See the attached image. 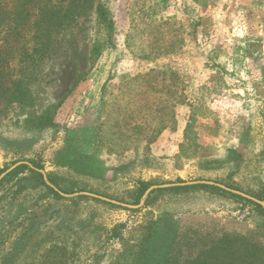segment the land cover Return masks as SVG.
Instances as JSON below:
<instances>
[{"label": "rangeland", "instance_id": "obj_1", "mask_svg": "<svg viewBox=\"0 0 264 264\" xmlns=\"http://www.w3.org/2000/svg\"><path fill=\"white\" fill-rule=\"evenodd\" d=\"M160 22L155 32L150 24ZM159 42L172 50L143 51ZM150 69L177 74V102L160 83L125 87ZM162 105L175 122L144 150L141 137ZM115 119L145 131L108 152L97 129L108 136ZM18 161L38 164L64 193L130 204L141 181L211 180L257 197L264 0H0V174ZM28 174L0 184V264H130L128 251L154 223L171 232L175 264H234L250 260L251 245L264 249V214L228 193L158 190L127 209L55 198L36 181H20Z\"/></svg>", "mask_w": 264, "mask_h": 264}, {"label": "trees", "instance_id": "obj_2", "mask_svg": "<svg viewBox=\"0 0 264 264\" xmlns=\"http://www.w3.org/2000/svg\"><path fill=\"white\" fill-rule=\"evenodd\" d=\"M99 10V15L102 16L103 18H106L107 22H106V26H111V20H109L107 17H105V10L103 8H98ZM163 23H151L150 26L151 28L156 32V30L158 31V29L160 28V26ZM149 26V27H150ZM132 36V33H129L127 35V43L126 45L129 46V40L130 37ZM108 40H110V38H108ZM172 44L170 42H159L157 44V47L154 46H148L146 47L143 51L144 52H148L147 54H154L156 56H161V55H165L166 52L171 51L172 49ZM156 83H160L163 85V87H165V93L168 94V96L170 98H168L167 100H171L172 98H174V100L176 101L177 95V89H176V84L178 83V76L174 71H165V70H161V69H150L148 72L146 73H140L137 75H134L131 79H129V81H127V83H125V87L127 88H133L135 87V85H140V86H145V87H153L155 86ZM4 93H2L3 95ZM10 95H14V93H11ZM16 96V95H15ZM183 100L181 97H178V101ZM177 102V101H176ZM168 104V103H167ZM158 107V106H157ZM157 107L153 110L154 114L158 113L157 116V125L155 127H153V129H148V131H150V133L145 132L143 137H141L145 142L143 144V149L146 150L149 148L150 144L153 143V141L156 139V137L158 136V134L165 128L172 126V124L175 122L174 119V115H173V109L171 110V106L169 105H162L161 107ZM124 110V108H123ZM122 110V111H123ZM126 111V110H124ZM125 117V116H123ZM114 126L118 125L119 120L115 119L114 120ZM134 122V121H133ZM102 125H104L106 122L102 121ZM129 124H134L130 121ZM127 122L124 123H119V126H127V128H123V127H119V129L113 130V125H108L109 129H112L109 132V135L106 136L104 133L106 132L104 129L102 130L99 126L97 129V132L99 134L98 138H99V143L105 147V149L110 152L112 150V148L114 146H118L121 145V142L124 141H128L130 139V137L133 138V136H138L139 132H141L143 130V125L141 124H136L131 126L129 125ZM123 128V129H122ZM146 129V128H145ZM128 130H130V133L128 132ZM105 131V132H104ZM145 131V130H143ZM139 138V137H137ZM183 145H181L182 147ZM34 164V163H33ZM35 165V164H34ZM39 165H35V167H38ZM27 169L29 174L28 175H22L19 179L20 181H36L38 184L42 185L45 190L46 193H48L49 195L55 197V198H61V196L55 192L51 187L47 186L45 184V182L43 181L42 175L31 169L28 168L26 165H21L19 167H17L12 173H10L9 175H7V177H5L4 179L8 178L10 175H12L13 173H21L23 172V170ZM48 178L50 181H52L50 179V175L48 174ZM3 179V180H4ZM0 181V184L2 183V181ZM56 183V182H55ZM147 184L144 183L143 181H141L138 186L136 187V189L133 192V203H138L142 194L144 193V191L147 188ZM187 188H197V189H207V190H211V191H218V192H222V193H228L230 196H234V197H238L239 199H243L246 201H249L245 198H242L234 193L228 192L226 190H223L219 187L216 186H209V185H205V184H193V185H187V186H172V187H167V188H158V189H154L152 190L148 196L150 194H152L154 191H158V190H176V189H187ZM65 190V189H63ZM67 190V189H66ZM65 190V191H66ZM148 196L146 198V201L148 200ZM257 198L261 199L264 201V184L261 186L260 191L257 193ZM86 197V196H85ZM91 198V197H90ZM98 201H101L99 199L96 198H92ZM103 203L112 205V206H116L114 204H111L109 202H105V201H101ZM255 209L257 211H259L260 213L264 214V209L261 208L260 205L250 201ZM118 207V206H116ZM171 232L169 231H159L158 227L154 224L146 226V231L142 237V239L138 242L137 246H136V250L134 252H130V250L128 251L129 254L132 256L131 262L130 264H175V261L171 260L170 256H169V248L168 244L169 243V238L171 237V235H169ZM223 243L227 244L228 238L227 236L224 237V239L222 240ZM215 249H219V247H215ZM248 252V257L250 258L249 261H246L245 259H238L237 263L234 264H264V249L258 248L255 245H251L250 247L247 248L246 253ZM49 255V253L47 254ZM122 256V260L126 259L127 252L121 254ZM239 256L242 258L244 256L243 253H240ZM58 264V262H57ZM113 264H120V259H117L115 263Z\"/></svg>", "mask_w": 264, "mask_h": 264}, {"label": "water", "instance_id": "obj_3", "mask_svg": "<svg viewBox=\"0 0 264 264\" xmlns=\"http://www.w3.org/2000/svg\"><path fill=\"white\" fill-rule=\"evenodd\" d=\"M21 165H27L29 168L39 172L42 175V178H43V181L45 182V184L47 186L51 187L55 192H57L62 197L87 196V197L99 199L101 201L109 202V203L114 204L116 206L127 208V209H139L144 204V201H145L146 197L148 196V194L154 189L167 188V187H172V186H187V185H193V184H205V185H209V186L219 187L223 190H226L228 192L239 195V196H241L247 200H250V201L260 205L261 208L264 209V201L263 200L255 197L253 195H250L248 193H245L243 191L228 187L222 183H218V182L211 181V180H193V181L172 182V183L150 185L149 187L146 188V190L142 194V196H141V198L137 204H130V203L121 202V201H118V200H115V199H112V198H109V197H106V196H103V195H100L97 193H93L90 191H79V192H75V193H71V194L64 193L48 179V177H47V175L43 169L37 168V167L33 166L30 162H27V161H18L16 163H14L12 166H10L9 168H7L4 172H2L0 174V181L7 174H9L10 172H12L13 170H15L17 167H19Z\"/></svg>", "mask_w": 264, "mask_h": 264}]
</instances>
